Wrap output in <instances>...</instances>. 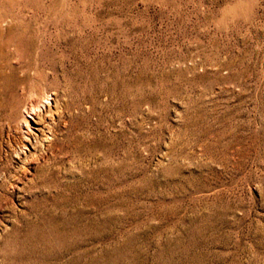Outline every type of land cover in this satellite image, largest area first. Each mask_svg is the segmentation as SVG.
Masks as SVG:
<instances>
[{"label": "rangeland", "instance_id": "374dc122", "mask_svg": "<svg viewBox=\"0 0 264 264\" xmlns=\"http://www.w3.org/2000/svg\"><path fill=\"white\" fill-rule=\"evenodd\" d=\"M0 264H264V0H0Z\"/></svg>", "mask_w": 264, "mask_h": 264}, {"label": "bare ground", "instance_id": "6f19581e", "mask_svg": "<svg viewBox=\"0 0 264 264\" xmlns=\"http://www.w3.org/2000/svg\"><path fill=\"white\" fill-rule=\"evenodd\" d=\"M4 65V64H3ZM53 94V93H52ZM34 95V94H33ZM54 95V94H53ZM48 97V96H47ZM45 97L42 95L38 100L36 98V102H33L29 105L23 108V113L24 116L20 121V124H24L26 129H27V136L33 137L36 141L37 139L40 140L41 137V141L42 140H46L47 134H45V130L47 131V133H50V123L48 121H50V118L48 119V113H55V111L52 112L50 107H46V110H40L39 108V104H42V99H44ZM46 99V98H45ZM52 99V98H51ZM57 102V101H56ZM56 102L54 100L55 106L54 109L57 110V105ZM29 103V102H28ZM45 103V102H44ZM46 106V105H45ZM30 113L31 114V121H28L27 118L25 117V114ZM53 113V114H54ZM54 116V115H53ZM57 116V115H56ZM53 120V119H52ZM58 121V120H57ZM55 123V122H54ZM52 129V128H51ZM45 132V133H44ZM39 135V136H38ZM28 138V137H27ZM48 139V138H47ZM25 140V139H24ZM28 140V139H27ZM26 141V140H25ZM28 142V141H27ZM37 142V141H36ZM40 142V141H39ZM43 142V141H42ZM47 143V142H46ZM21 151V150H20ZM24 152V151H23ZM20 155V154H19ZM17 156V155H16ZM18 158V157H17ZM25 163V162H24ZM25 169V168H24ZM20 171V170H19ZM30 172V171H29Z\"/></svg>", "mask_w": 264, "mask_h": 264}]
</instances>
